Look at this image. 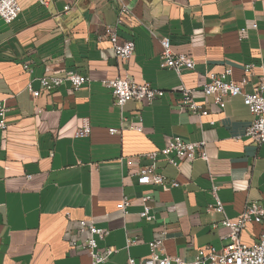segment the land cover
<instances>
[{"label": "crops", "instance_id": "obj_1", "mask_svg": "<svg viewBox=\"0 0 264 264\" xmlns=\"http://www.w3.org/2000/svg\"><path fill=\"white\" fill-rule=\"evenodd\" d=\"M18 2L16 19L0 18V101L8 108L0 140V264H93L89 253L72 246L89 237L80 231L89 221L109 231L97 238L98 247L117 249L96 264L145 258L148 242L163 230V252L186 261L199 248L226 247L228 229L213 226L223 214L206 210L213 202L210 180L228 218L250 201L264 206V143L244 135L252 115L242 95L226 96L220 108L201 86L207 74L230 68L227 78H246L243 90L253 92L264 70V0H127L134 19L121 26V37L135 44L127 60L114 56L104 35V25L116 21V0ZM164 36L173 51L193 58V70L177 74L163 65ZM67 71L89 82L41 90L42 76ZM111 77L148 82L160 92L152 103L131 100L120 108L102 85ZM182 83L196 89L207 115L178 109ZM83 118L90 133L75 137ZM173 136L204 140L208 161L185 159L173 167L161 158L157 171L180 184L138 183L136 170L149 163L145 154ZM146 194L151 221L139 216ZM123 196L129 199L125 214L116 206ZM263 229L264 217L247 224L240 243L252 245ZM128 237L137 242L126 246Z\"/></svg>", "mask_w": 264, "mask_h": 264}, {"label": "built area", "instance_id": "obj_2", "mask_svg": "<svg viewBox=\"0 0 264 264\" xmlns=\"http://www.w3.org/2000/svg\"><path fill=\"white\" fill-rule=\"evenodd\" d=\"M117 2V18L114 24L104 25V35L109 40L114 56L119 59H129L135 49L134 40L132 37H121V26L126 24V21H132L134 14L128 5L127 0H116ZM66 4L64 9H69ZM21 6L18 0H0V18L6 23L16 19L21 13ZM253 27L256 24L252 25ZM244 30V29H242ZM161 44V58L163 65L172 69L177 74H180L184 69L193 70L194 60L185 53H176L171 47L169 37L164 36L160 38ZM254 64H246L245 72L250 73ZM231 74V69H226L221 75L214 73L207 74V81L202 84L201 92L203 95L211 97L213 104L220 108L225 105L226 96L242 95L244 103L247 105L252 120L246 127L244 135L254 141L256 144L264 143V70L259 77L258 84L254 87L253 92L246 93L243 90V83L246 78L240 81H235L227 78ZM41 90L52 91L60 86L63 82L68 81L73 89L79 88L83 84L89 82V77L75 71H67L63 76H42L40 79ZM102 85L111 90L115 105L120 108L131 100H144L147 103H152L158 93V88L152 87L148 82L137 83L130 78L111 77L104 79ZM180 98L177 106L181 111H190L193 114L204 116L208 114L204 105L194 98L196 91L193 87H188L183 83L178 87ZM33 96L40 94V89H31ZM8 108L3 101H0V140L3 139V134L7 128L6 112ZM141 119H139L140 121ZM213 124V122H211ZM136 129H141L140 125L135 126ZM110 133L120 132L115 128L109 129ZM90 133V124L87 118L81 119V122L74 130L75 137L87 136ZM145 156L149 159V163L140 166L135 174L137 181L143 185H162L165 183L171 186H178L180 183L176 179L168 178L162 172L157 171V163L159 159H163L165 163L178 167L180 161L195 158H201L208 161V155L205 149V141L200 140L196 142L185 141L180 136H173L168 143L157 150L148 152ZM29 177V176H28ZM211 181L210 193L213 199L212 203L206 206L208 212L215 211L223 214V218L219 224H213L214 227L221 225L228 229L227 236L229 244L221 250L213 246H206L199 248L194 258L191 261H186L178 256H170L163 252L162 248V234L161 236L153 237L148 242L149 253L145 258L136 261L129 257L127 264H264V229L259 235V238L252 245L247 246L239 241V234L247 224L251 222H260L264 217V206L256 201H250L246 204L242 212L234 217L228 218L224 214V208L221 199L218 196V186ZM151 195L146 194L141 196L142 210L139 216L146 221H151L150 205L148 201ZM129 199L123 196L117 203V208L123 214L127 212ZM80 231H87L89 237L83 242L78 240L72 241V246L86 251L92 258V263H101L109 259V257L117 251L114 247L99 248L97 244L98 239H104L108 234L107 229L96 227L91 221L82 222ZM137 242L136 238H126V246Z\"/></svg>", "mask_w": 264, "mask_h": 264}]
</instances>
